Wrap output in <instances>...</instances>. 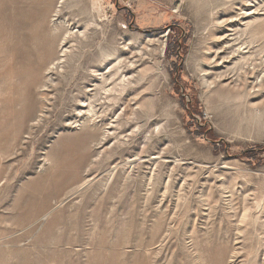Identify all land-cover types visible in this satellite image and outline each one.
Returning <instances> with one entry per match:
<instances>
[{"label":"rangeland","instance_id":"rangeland-1","mask_svg":"<svg viewBox=\"0 0 264 264\" xmlns=\"http://www.w3.org/2000/svg\"><path fill=\"white\" fill-rule=\"evenodd\" d=\"M0 264H264V0H0Z\"/></svg>","mask_w":264,"mask_h":264},{"label":"bare ground","instance_id":"bare-ground-1","mask_svg":"<svg viewBox=\"0 0 264 264\" xmlns=\"http://www.w3.org/2000/svg\"><path fill=\"white\" fill-rule=\"evenodd\" d=\"M58 10L59 9L55 10V14L53 15V19L58 15V13H59ZM14 21H15V26H13V38H12V43H11L10 47H11V49L13 51L14 56L16 57V56L20 55V50H22V48L20 47L21 45H20L19 38H18V34H19L18 27L19 26H17V23H19L18 22L19 19L17 17L16 18L14 17ZM90 26H92V24H87L86 26H84V29L82 31H80L79 29L75 30V32L67 31V34L63 37V40H61V42H60L58 55H57V57H55L50 62L49 66L47 67V72L46 73L51 74V73H54L55 71H58L59 69L63 68L64 62H65V59H66V55L68 54V46H67L66 42L75 40L78 43H81V41L83 40V36H84V38L86 37V35H87L86 31L88 30V27H90ZM69 37H74V38H72V39L70 38L69 39ZM55 39H56V36H54V40ZM54 43H55V41L49 39L48 37L45 38V40L42 41L41 50L45 51L46 47H47V49L48 48L52 49ZM105 68H106V71H103ZM125 68H126V63L122 59V50H120L119 48H116L115 49V53H111V52L105 51V53L102 55L98 65H96V66L94 65L90 69L89 76H91V80H90L91 81V86H96L97 87V82L100 81L101 83L99 84V87H101V89H104L105 86L108 84L107 81H109V79L113 78L114 79L113 84H115V86L121 85V87H124L130 81L129 80L130 78H128V77H130L129 76V72H127V70L125 71ZM112 76L118 77L119 81H117ZM48 79H51V77H49ZM108 91H111V89H108ZM100 93L101 92L99 90L97 96ZM85 105H86V102H85ZM89 105L91 106V103ZM84 111L86 112V110H84Z\"/></svg>","mask_w":264,"mask_h":264}]
</instances>
